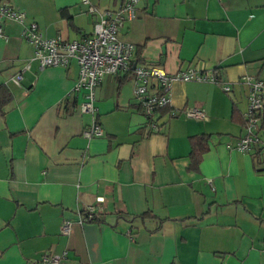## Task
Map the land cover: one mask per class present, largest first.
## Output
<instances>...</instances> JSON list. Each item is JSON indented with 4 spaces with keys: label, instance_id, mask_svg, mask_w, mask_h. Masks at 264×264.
Masks as SVG:
<instances>
[{
    "label": "crops",
    "instance_id": "crops-1",
    "mask_svg": "<svg viewBox=\"0 0 264 264\" xmlns=\"http://www.w3.org/2000/svg\"><path fill=\"white\" fill-rule=\"evenodd\" d=\"M121 1L89 0L90 12L82 0H0L69 39ZM21 27L7 19L0 35V264H37L48 252L60 264H264V104L251 148L227 146L244 133V78L264 79V0L138 1L118 31L134 44L133 65L219 78L172 81L155 126L127 72L96 86L95 115L80 111L77 61L40 68ZM194 106L205 115L183 114ZM94 119L103 134L87 138ZM200 133L208 149L191 166ZM92 203L101 210L79 221Z\"/></svg>",
    "mask_w": 264,
    "mask_h": 264
},
{
    "label": "built area",
    "instance_id": "built-area-1",
    "mask_svg": "<svg viewBox=\"0 0 264 264\" xmlns=\"http://www.w3.org/2000/svg\"><path fill=\"white\" fill-rule=\"evenodd\" d=\"M87 4L90 12L97 11L96 6L89 0H82ZM139 0H122L114 9H107L101 13L99 20L94 24L92 33L81 38L69 39L61 34L46 36L39 29L36 21H26L23 10L16 8L7 2H0V35L5 39L3 22L7 19L19 21L22 25L21 35L32 45L33 58L38 61L40 68L48 65L67 66L72 59L78 63L79 75L73 86V90L84 89V98L78 103V108L84 113L95 115L94 90L96 85L106 75H116L122 72L132 71L134 82V94L138 98L140 106L151 126H155L152 120L156 109L170 104V88L174 80L179 79H203L219 82V78L212 70H202L189 67L186 70L174 73L166 72L160 66H148L145 64H132V51L134 44L118 36V31L126 20H133L137 16V3ZM22 73L13 76L15 82H19ZM248 83L247 111L244 119V133L233 144L240 150H249L258 140V128L263 112L264 104V79L245 77ZM225 91L230 90L227 83L222 85ZM183 114L189 117L200 118L205 115L201 107H188ZM172 113H175L172 111ZM82 134L87 138L103 134L101 125L94 119L85 125ZM103 197H97L96 201H103ZM102 208L99 204H88L81 211L79 221L94 219L96 212ZM63 232L70 230V221L62 224ZM62 255L59 253H44L37 264H60Z\"/></svg>",
    "mask_w": 264,
    "mask_h": 264
},
{
    "label": "trees",
    "instance_id": "trees-1",
    "mask_svg": "<svg viewBox=\"0 0 264 264\" xmlns=\"http://www.w3.org/2000/svg\"><path fill=\"white\" fill-rule=\"evenodd\" d=\"M127 74H131L132 76H134V74L131 70L128 71ZM78 75H79V73H78ZM169 105H164L162 107H159L156 109V111L158 112V111H161L163 109H168ZM233 113H234V111H233ZM154 119H155V117L152 118L153 121H154ZM154 122L156 123V121H154ZM207 141H208V136H207V134H204V133L194 134V135L190 136L191 151H190L189 155H190V160H191L190 161L191 166L197 165V163L199 162L203 152L208 149V142Z\"/></svg>",
    "mask_w": 264,
    "mask_h": 264
},
{
    "label": "water",
    "instance_id": "water-1",
    "mask_svg": "<svg viewBox=\"0 0 264 264\" xmlns=\"http://www.w3.org/2000/svg\"><path fill=\"white\" fill-rule=\"evenodd\" d=\"M135 64H136V63H134V65H135ZM134 65H133V66H134Z\"/></svg>",
    "mask_w": 264,
    "mask_h": 264
}]
</instances>
